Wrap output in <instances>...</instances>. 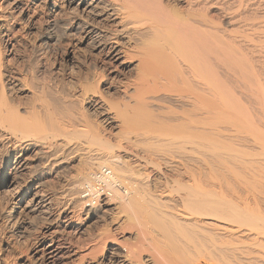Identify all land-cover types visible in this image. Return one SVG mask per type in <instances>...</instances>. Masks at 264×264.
Segmentation results:
<instances>
[{
	"label": "bare ground",
	"instance_id": "1",
	"mask_svg": "<svg viewBox=\"0 0 264 264\" xmlns=\"http://www.w3.org/2000/svg\"><path fill=\"white\" fill-rule=\"evenodd\" d=\"M16 15L36 26L38 63L31 81L0 53V204L12 192L21 212L54 216L42 259L264 253V0H0V21ZM57 50L80 63L70 78L42 59ZM75 161L51 203L43 187ZM92 216L97 232L66 239Z\"/></svg>",
	"mask_w": 264,
	"mask_h": 264
},
{
	"label": "rangeland",
	"instance_id": "2",
	"mask_svg": "<svg viewBox=\"0 0 264 264\" xmlns=\"http://www.w3.org/2000/svg\"><path fill=\"white\" fill-rule=\"evenodd\" d=\"M26 20L27 19L16 15L15 18L13 19H10V20L2 19L0 21V53H1L2 61L5 62V67L9 75L14 74L18 76L21 73V74H25L29 80L33 81L31 77L32 75L31 73L33 71L31 69L36 68L38 61H36L32 49H33V46L37 43L38 32H37L36 26L31 25V23ZM81 48L84 49L85 47L81 46ZM42 59L46 61L48 64H50L55 74L63 75V76H66L67 78H70L73 72L76 73L78 70V66H80L79 62H76L73 64L71 62L66 61L65 55L62 52V50L49 51L44 54V57ZM40 64L41 63H39V65ZM2 76H5L4 71L2 73ZM86 110L88 113H90L93 116V119H97V120L99 119V115L97 114L96 111L92 110L88 106H86ZM120 154L122 155L123 159L127 160L129 163L132 162V159H130L128 155H126L125 153H120ZM72 165H73L72 168L69 170L70 172L62 173L63 175L61 174L56 178L50 177V180L44 186L45 188L43 187V189L46 191L44 192L48 196H50L52 200L54 199L51 203H55L54 201L57 198L55 196L59 194V191H61V189L64 186L66 187L67 179L70 176L69 173H74V170L77 168L76 161L73 162ZM102 166L105 167L107 165L103 164ZM22 180L20 179V184L18 185L19 190H26L29 187V185L27 184L28 182L26 180L25 175L22 176ZM17 200H18V195L12 192H8V194L5 192L1 196L0 264H48L44 259H42V257L40 256V253L38 252V243H39V238L42 236V233L45 230V227L48 225L46 224V222L47 223L53 222V220L51 219H54L53 218L54 216L52 217L46 216L41 213H38L39 215L36 214V216L35 215L32 216L31 214H26L25 212H21V209L23 207L17 204L18 203L16 202ZM100 224L101 223L98 222L96 218L92 216L86 222L87 227L85 228L83 235H80V237H77V236L74 237V235L72 236L67 235L66 237L68 238L66 239L67 240L70 239L71 241L73 240L75 242L74 245L80 246L79 244L85 241L86 232L87 231L97 232V230L95 229L98 228V226L101 227ZM118 236L119 238H121V236L126 238V237H130V234L129 232H125V233H119ZM82 237L84 239L81 240ZM76 238H79L81 241L79 240L78 242ZM90 243L91 242L84 245V249L92 246V244ZM106 248L103 250L102 254L100 253L96 254L97 256H95L94 258L92 257L93 259L86 258L87 261L85 260L82 263H80L78 255H76L77 257L68 256L69 258L67 257L66 259H63L62 261H59L55 264H74V263L75 264H101L102 262L100 258H102V256L105 254ZM80 249L82 250V248ZM79 250H78V253H79ZM238 251L239 250L235 252H238ZM240 252L242 251L240 250ZM240 252H238V254ZM253 252L257 253V254L254 253L255 255H258L259 253L261 254V256L264 255L262 251H258V252L253 251ZM242 254L244 255L247 253L243 252L239 254L241 257H239V255L236 256L237 259H239L238 262L235 261L234 257H233L234 259L233 260L232 256H231V259L229 258V260H227L228 258L224 259V260H227V262L225 261L226 263L224 264H262L260 261H257L260 254L258 257H256L257 262L255 260L253 261L249 260L254 256L253 253H252L253 256H251L252 254L251 255L247 254L249 255V257L245 255L246 257H248V259H246V257L243 256ZM234 255H237V253H235ZM242 256L243 258L245 257L244 260ZM260 258H263V257H260ZM219 259L220 258H218V260L214 259L215 261L213 260L211 261L214 263L218 261L217 263L220 264ZM233 261L235 262L233 263ZM214 263H211V264H214ZM221 264H223L222 261H221Z\"/></svg>",
	"mask_w": 264,
	"mask_h": 264
}]
</instances>
